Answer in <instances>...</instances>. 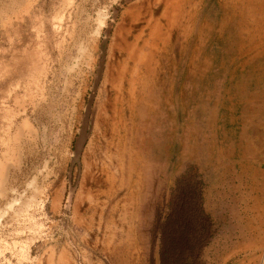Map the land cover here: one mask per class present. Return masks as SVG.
<instances>
[{"label": "rangeland", "instance_id": "rangeland-1", "mask_svg": "<svg viewBox=\"0 0 264 264\" xmlns=\"http://www.w3.org/2000/svg\"><path fill=\"white\" fill-rule=\"evenodd\" d=\"M169 2L0 0V264H159L186 173L220 206V135L264 53L238 54L228 0Z\"/></svg>", "mask_w": 264, "mask_h": 264}, {"label": "crops", "instance_id": "crops-1", "mask_svg": "<svg viewBox=\"0 0 264 264\" xmlns=\"http://www.w3.org/2000/svg\"><path fill=\"white\" fill-rule=\"evenodd\" d=\"M176 2L177 0H173L169 3L172 5ZM228 5L231 9L228 10L229 16L238 21V30L249 35L248 41L240 37L238 54L245 55L250 50L257 51L258 54L264 53V0H228ZM221 6L226 13L227 6ZM168 14L163 17L166 21ZM160 28L164 30L165 24ZM153 47L154 44L149 45V49L153 50ZM144 61L147 60L142 56L141 62ZM262 61L258 63L259 68L254 70L257 73L255 79L246 78L237 87L241 97L237 103L240 111L238 115L234 113L229 119L232 121L230 138L224 134L222 139L220 135V206L215 203L216 197L209 194V189L204 193V207L210 218L217 216L221 210L220 264H258L260 257L264 255V63ZM248 87L253 88V91H247ZM247 98H249L248 102L244 101ZM246 119L249 127L242 123V120ZM222 126L224 128L226 126L224 121L220 124L221 131ZM223 132L225 133L224 129ZM96 263L101 264V262ZM47 264H63L62 257L58 256L56 260L47 258Z\"/></svg>", "mask_w": 264, "mask_h": 264}, {"label": "trees", "instance_id": "trees-1", "mask_svg": "<svg viewBox=\"0 0 264 264\" xmlns=\"http://www.w3.org/2000/svg\"><path fill=\"white\" fill-rule=\"evenodd\" d=\"M168 208L156 218L159 264H202V251L215 234L204 207L203 182L183 175Z\"/></svg>", "mask_w": 264, "mask_h": 264}, {"label": "bare ground", "instance_id": "bare-ground-1", "mask_svg": "<svg viewBox=\"0 0 264 264\" xmlns=\"http://www.w3.org/2000/svg\"><path fill=\"white\" fill-rule=\"evenodd\" d=\"M185 29V28H184ZM246 29V28H245ZM248 47V46H247Z\"/></svg>", "mask_w": 264, "mask_h": 264}]
</instances>
